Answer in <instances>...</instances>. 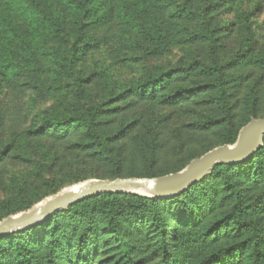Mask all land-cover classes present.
Masks as SVG:
<instances>
[{"label":"rangeland","instance_id":"374dc122","mask_svg":"<svg viewBox=\"0 0 264 264\" xmlns=\"http://www.w3.org/2000/svg\"><path fill=\"white\" fill-rule=\"evenodd\" d=\"M120 2H100L79 35L72 15L57 7L63 22L61 36H50L44 43L46 49L38 51L41 53L38 57L21 62L18 74L0 76V151L10 153L0 162V200L13 198L11 210L31 202L24 209L27 210L63 189L94 179L96 173L105 169L90 158L85 164H76L81 161L78 154H68L73 138L57 141L34 137L30 131L44 117L113 103L106 108L115 110L98 118L101 122L98 130L111 137L125 130L127 136L113 147L122 157L121 172L137 176L183 169L194 157L223 143L228 127L225 120L231 117L234 128L240 125L251 111V95L256 97L255 110L264 112V70L254 64L257 57H264V0H160L158 16L137 21L146 27H158L165 37L159 47L148 36L121 23ZM183 6L199 17L173 16L174 10ZM0 13L16 18L4 0H0ZM33 45L38 46L35 42ZM74 46L82 49L77 60H71ZM54 55L62 56L64 63L72 62L70 69L61 66ZM194 62L221 66V74H205L199 69L189 70V75L179 73L172 83L173 89L206 86L191 101L161 106L140 100L136 95L118 96L123 90L129 92L147 74L170 69L181 71ZM76 77L81 81L77 82ZM221 87L228 94V109L218 100ZM212 119L221 124L204 131L193 127L197 122L207 124ZM46 151L51 158H46ZM22 152H29L30 160L20 158ZM44 161H49L51 170L32 177L34 163L44 164ZM14 179H19V183L11 190ZM45 180L52 181L48 188L43 184ZM21 186L28 191L27 196L19 191ZM245 196L247 201H252L257 195L247 191ZM232 201L233 197L227 194L224 205L212 218L218 212L228 211ZM244 216L256 219L254 207L248 208ZM233 234L218 245H235L240 238ZM40 258L29 264H41ZM115 261L116 258L113 264ZM0 264L19 263L2 260Z\"/></svg>","mask_w":264,"mask_h":264},{"label":"trees","instance_id":"16d2710c","mask_svg":"<svg viewBox=\"0 0 264 264\" xmlns=\"http://www.w3.org/2000/svg\"><path fill=\"white\" fill-rule=\"evenodd\" d=\"M103 1L4 0L16 18H7L0 13V76L18 74L21 62L38 57L41 54L38 51L46 49L44 43L50 36H61L63 22L57 7L72 15L79 35ZM120 1L118 19L121 23L161 46L165 37L158 27L148 28L137 22L147 16H158L160 0ZM184 7L176 8L173 16L199 17ZM71 51V60H77L82 49L74 46ZM54 56L61 66L70 69L72 62L64 63L62 56ZM254 64L264 70V57H257ZM220 68L194 62L181 71L170 69L156 75L147 74L129 92L123 90L118 96L136 95L140 100H150L161 106H176L193 100L206 89V86L173 89L172 83L179 78V73L189 75V70L199 69L205 74L220 76ZM78 81H81L79 77ZM218 93L219 102L228 109V94L222 87ZM255 102L256 97L251 95V111L237 127H233L231 117L225 120L228 127L220 145L233 144L240 128L252 117H264V112L261 114L255 110ZM112 105L103 103L67 115L47 116L30 132L36 138L48 137L57 141L73 138L68 154H78L76 156L81 161L76 164H85L90 158V161L104 165L105 169L93 176L97 179L152 178L179 171L124 175L121 172L122 157L113 144L127 136L125 130L118 131L114 137L104 136L98 130L101 124L98 118L112 113L115 108H106ZM220 124L212 119L207 124L197 122L193 127L204 131ZM9 154L0 151V162ZM21 154L20 158L30 160L29 152ZM44 154L46 158L50 157L48 151ZM48 162L34 163L30 175L38 177L41 172L51 170ZM50 180L43 181L45 187L50 186ZM12 183L11 190L18 186L19 179ZM19 191L27 196L26 188L21 186ZM247 191L256 192L257 196L247 201ZM227 194L233 197L228 211L218 212L219 215L212 218L224 205ZM13 200L9 197L0 200L3 209L0 220L32 204L29 202L11 210L9 206ZM252 207L256 210V219L245 218L248 208ZM232 232L234 237L240 238L235 245H218ZM263 244L264 139L262 146L249 158L233 164H216L201 181L173 197L158 199L125 192L102 193L76 202L27 228L2 235L0 262L11 260L29 264L41 256V264H113L115 258L116 264H264ZM195 252L196 256L193 255Z\"/></svg>","mask_w":264,"mask_h":264},{"label":"water","instance_id":"95a60500","mask_svg":"<svg viewBox=\"0 0 264 264\" xmlns=\"http://www.w3.org/2000/svg\"><path fill=\"white\" fill-rule=\"evenodd\" d=\"M264 117H252L237 134L233 144L212 148L192 159L183 169L152 178L89 179L77 187L61 190L27 210L0 220V236L13 230L27 228L48 216L88 197L108 192H134L141 190L147 197L158 199L173 197L201 181L218 163H238L249 158L263 144Z\"/></svg>","mask_w":264,"mask_h":264},{"label":"bare ground","instance_id":"6f19581e","mask_svg":"<svg viewBox=\"0 0 264 264\" xmlns=\"http://www.w3.org/2000/svg\"><path fill=\"white\" fill-rule=\"evenodd\" d=\"M73 188H75V187H77V185H74V186H72ZM133 191H135V192H137V193H142L143 191H141V190H133Z\"/></svg>","mask_w":264,"mask_h":264}]
</instances>
